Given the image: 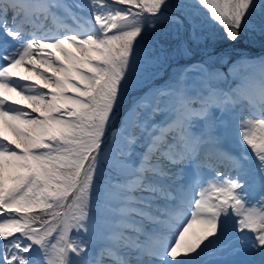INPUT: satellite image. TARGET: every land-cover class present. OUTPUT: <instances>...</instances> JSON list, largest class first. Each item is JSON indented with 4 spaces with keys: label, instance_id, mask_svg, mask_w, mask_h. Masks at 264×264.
<instances>
[{
    "label": "snow or ice",
    "instance_id": "obj_1",
    "mask_svg": "<svg viewBox=\"0 0 264 264\" xmlns=\"http://www.w3.org/2000/svg\"><path fill=\"white\" fill-rule=\"evenodd\" d=\"M0 264H264V0H0Z\"/></svg>",
    "mask_w": 264,
    "mask_h": 264
},
{
    "label": "bare ground",
    "instance_id": "obj_2",
    "mask_svg": "<svg viewBox=\"0 0 264 264\" xmlns=\"http://www.w3.org/2000/svg\"><path fill=\"white\" fill-rule=\"evenodd\" d=\"M20 71H21L22 74H26V73H24V70L23 69H21Z\"/></svg>",
    "mask_w": 264,
    "mask_h": 264
},
{
    "label": "rangeland",
    "instance_id": "obj_3",
    "mask_svg": "<svg viewBox=\"0 0 264 264\" xmlns=\"http://www.w3.org/2000/svg\"><path fill=\"white\" fill-rule=\"evenodd\" d=\"M147 85H143L142 87H146Z\"/></svg>",
    "mask_w": 264,
    "mask_h": 264
}]
</instances>
